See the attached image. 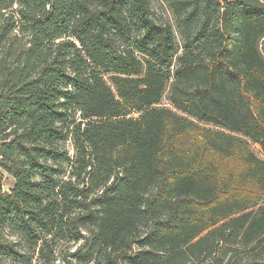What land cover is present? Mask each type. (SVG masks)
<instances>
[{
  "label": "trees",
  "instance_id": "trees-1",
  "mask_svg": "<svg viewBox=\"0 0 264 264\" xmlns=\"http://www.w3.org/2000/svg\"><path fill=\"white\" fill-rule=\"evenodd\" d=\"M165 1L0 0V264H264V0Z\"/></svg>",
  "mask_w": 264,
  "mask_h": 264
},
{
  "label": "rangeland",
  "instance_id": "rangeland-1",
  "mask_svg": "<svg viewBox=\"0 0 264 264\" xmlns=\"http://www.w3.org/2000/svg\"><path fill=\"white\" fill-rule=\"evenodd\" d=\"M151 8H152V13L153 17L156 20V22L159 23H169L174 32H175V38H176V46L178 49L177 55L181 53V48H182V41L177 33L176 30V23H175V16L172 13V10L169 6V4L165 0H151ZM167 95L168 91L164 93L163 99L161 101V104L164 106H167L168 101H167ZM67 149L71 153V145L70 143H67ZM252 149L255 154H257L259 157L264 158L257 146H252ZM4 182H3V191L7 193L9 189L13 186V180L10 176L7 174H4ZM78 244H75L73 242H61L57 246L56 250V255H55V260L52 262V264H82L81 261L77 260L74 258L72 255L75 253L76 249L78 248ZM222 251L219 254V257H221V254L227 250V257H233L235 253V260L237 261V264L240 263H247L243 262L246 258L244 251L241 249H233V248H221ZM3 264H42L40 261L35 259V256L29 261L28 263H13L12 261H4ZM222 264H225V260ZM250 264V263H249Z\"/></svg>",
  "mask_w": 264,
  "mask_h": 264
}]
</instances>
